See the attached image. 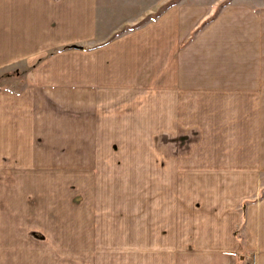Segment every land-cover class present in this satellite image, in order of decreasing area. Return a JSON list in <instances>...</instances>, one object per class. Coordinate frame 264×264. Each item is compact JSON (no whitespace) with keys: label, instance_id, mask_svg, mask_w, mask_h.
I'll return each instance as SVG.
<instances>
[{"label":"crops","instance_id":"obj_1","mask_svg":"<svg viewBox=\"0 0 264 264\" xmlns=\"http://www.w3.org/2000/svg\"><path fill=\"white\" fill-rule=\"evenodd\" d=\"M198 10L128 28L97 0H0V263L53 241L81 264H264V36L231 6L192 36ZM122 166L151 168L133 196L105 183Z\"/></svg>","mask_w":264,"mask_h":264},{"label":"rangeland","instance_id":"obj_2","mask_svg":"<svg viewBox=\"0 0 264 264\" xmlns=\"http://www.w3.org/2000/svg\"><path fill=\"white\" fill-rule=\"evenodd\" d=\"M98 4L107 8H112L117 11L119 17H122L127 22L128 27L132 25H139L140 23L155 17L161 9L167 5L177 4L180 2L190 3L200 9L199 19L196 22V26L192 30V36L199 31H203L208 22L215 19L225 6H231L233 8L232 14L233 19L239 22L252 23L255 28L253 33L255 36L259 35L260 39L264 36V0H97ZM202 11V12H201ZM117 20V19H116ZM121 20V19H120ZM121 22V21H120ZM130 24V25H129ZM125 29V28H124ZM194 33V34H193ZM254 38V37H253ZM258 41L255 42L257 45ZM257 48V46H255ZM260 63L262 66V60H258L256 56L255 62ZM166 157V156H164ZM148 158V157H147ZM132 159H128L129 162ZM139 160V159H137ZM134 162V160L130 161ZM144 162V161H143ZM175 169H181L175 167ZM159 175L165 176L168 173L166 167L159 166L157 168ZM149 176L152 174L151 168L148 166H122L120 168L107 167L104 168V175H106V184H111V190L118 191L119 188H129L128 195L135 194V175ZM264 179V176L263 178ZM109 181V182H107ZM126 181V182H125ZM177 183V182H176ZM180 183V182H179ZM162 185L165 187L166 184H159L160 190ZM211 184H202V187H207V190H211ZM262 184H260L261 186ZM115 186V187H114ZM264 188L262 185L261 190ZM180 189V184L176 185L175 190ZM165 190V188H164ZM197 191L191 188V191ZM119 199L114 200V204L117 206ZM128 201V203H127ZM130 199L126 202H122L124 206H131L132 202ZM37 238L43 239L44 235L40 232H35ZM53 241H47L45 244L39 246H21L16 247L14 254V261L11 264H81V255H77L75 248L69 246L53 247ZM255 254H250L253 256ZM248 256V257H250ZM247 257V258H248ZM79 261V262H78ZM6 264V263H0Z\"/></svg>","mask_w":264,"mask_h":264},{"label":"built area","instance_id":"obj_3","mask_svg":"<svg viewBox=\"0 0 264 264\" xmlns=\"http://www.w3.org/2000/svg\"><path fill=\"white\" fill-rule=\"evenodd\" d=\"M247 257L248 256L245 257L244 264H256V256L255 255L250 256L248 258Z\"/></svg>","mask_w":264,"mask_h":264}]
</instances>
